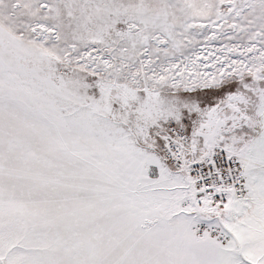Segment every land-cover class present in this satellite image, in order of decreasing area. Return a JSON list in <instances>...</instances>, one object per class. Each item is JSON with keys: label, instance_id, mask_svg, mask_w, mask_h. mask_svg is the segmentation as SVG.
I'll use <instances>...</instances> for the list:
<instances>
[{"label": "snow or ice", "instance_id": "snow-or-ice-1", "mask_svg": "<svg viewBox=\"0 0 264 264\" xmlns=\"http://www.w3.org/2000/svg\"><path fill=\"white\" fill-rule=\"evenodd\" d=\"M0 264H264V0H0Z\"/></svg>", "mask_w": 264, "mask_h": 264}]
</instances>
